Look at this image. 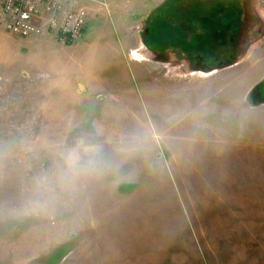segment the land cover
I'll return each instance as SVG.
<instances>
[{
    "label": "rangeland",
    "instance_id": "obj_1",
    "mask_svg": "<svg viewBox=\"0 0 264 264\" xmlns=\"http://www.w3.org/2000/svg\"><path fill=\"white\" fill-rule=\"evenodd\" d=\"M110 1L0 15V264H264V0Z\"/></svg>",
    "mask_w": 264,
    "mask_h": 264
},
{
    "label": "built area",
    "instance_id": "obj_2",
    "mask_svg": "<svg viewBox=\"0 0 264 264\" xmlns=\"http://www.w3.org/2000/svg\"><path fill=\"white\" fill-rule=\"evenodd\" d=\"M81 0H0V15L6 31L19 37L54 34L63 42L78 40L88 9Z\"/></svg>",
    "mask_w": 264,
    "mask_h": 264
},
{
    "label": "crops",
    "instance_id": "obj_3",
    "mask_svg": "<svg viewBox=\"0 0 264 264\" xmlns=\"http://www.w3.org/2000/svg\"><path fill=\"white\" fill-rule=\"evenodd\" d=\"M100 1V0H99ZM110 1V0H109ZM105 3L107 4V1H105ZM111 1L109 2V4H108V10L112 13V14H115V13H117V9L115 10V9H113V7L111 6ZM122 13V15H123V11L122 10H119L118 11V16L120 15ZM117 16V18H119ZM96 21V13H93V15H92V17L91 18H89V23H94ZM88 28H89V26H88ZM87 28V31H89V29Z\"/></svg>",
    "mask_w": 264,
    "mask_h": 264
},
{
    "label": "flooded vegetation",
    "instance_id": "obj_4",
    "mask_svg": "<svg viewBox=\"0 0 264 264\" xmlns=\"http://www.w3.org/2000/svg\"><path fill=\"white\" fill-rule=\"evenodd\" d=\"M202 11H204V10H200V14H203ZM198 13H199V12H198V10H197L195 16L198 15ZM213 15H214V14H213ZM202 16H204V15H202ZM202 18H203V17H202ZM194 19H196V17H195Z\"/></svg>",
    "mask_w": 264,
    "mask_h": 264
}]
</instances>
